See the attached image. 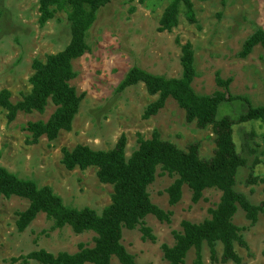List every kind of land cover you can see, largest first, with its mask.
<instances>
[{
	"label": "rangeland",
	"instance_id": "1",
	"mask_svg": "<svg viewBox=\"0 0 264 264\" xmlns=\"http://www.w3.org/2000/svg\"><path fill=\"white\" fill-rule=\"evenodd\" d=\"M191 1L197 22L189 23L181 7L179 25L164 33L158 28L169 5L167 0H113L100 8L86 35L89 50L73 62L77 77L71 85L84 98L72 131L62 132L53 142L42 138L32 145L27 124L47 122L56 107L50 102L42 115L19 113L13 123L8 122L6 111L0 107V166L22 180L52 188L69 208H90L101 215L111 204L113 186L100 182L96 168L68 171L62 163L63 149L71 151L84 145L96 151H110L124 135L126 157L130 158L138 148L139 136L148 140L158 131L163 140L182 150L198 142L201 157H212L215 150L212 128L201 130L196 123H188L185 111L175 101L169 99L158 115L145 120L146 108L158 97L151 96L141 83L118 91L134 68L168 79L180 78L181 47L190 43L198 74L193 89L198 95L222 91L216 82L219 76L232 80L233 96L249 99L255 108L264 107V48L257 46L248 57L239 56L247 38L257 30L264 31V0ZM40 17V0H0V92L8 90L14 104L31 92L33 62H45L71 41V23L66 12H56L44 25ZM246 110L247 105L237 100L223 105L219 116L238 119ZM234 139L238 152L247 160V165L239 169L236 189L253 205L264 204V184H248L251 175L264 178V123L234 126ZM175 179L159 169L155 182L148 188L152 203L172 213L169 224L154 216L145 219V226L152 230L156 241L143 239L140 226L123 231L122 244L138 264H167L161 246H173V232H182L183 221L204 222L210 218L209 210L220 202L221 192L210 189L194 204L185 186L180 203L171 206L166 190ZM28 206L26 200L17 197L0 200V264H40L23 263L21 259L17 263L11 261L39 250L57 255L76 253L80 244L94 247V233L76 235L70 227L52 230L53 223L44 214L19 232L17 214ZM234 224L242 229L248 245V249L237 246L242 264H264V214L252 225L240 209ZM217 250L221 256L220 244ZM203 257L204 264H212L207 245ZM194 259L195 251H191L185 264H194ZM113 264L120 263L113 259Z\"/></svg>",
	"mask_w": 264,
	"mask_h": 264
},
{
	"label": "trees",
	"instance_id": "2",
	"mask_svg": "<svg viewBox=\"0 0 264 264\" xmlns=\"http://www.w3.org/2000/svg\"><path fill=\"white\" fill-rule=\"evenodd\" d=\"M111 1L40 0L41 25L51 20L56 12H66L71 23L72 37L63 51L48 56L45 62H33L34 74L30 79L32 89L20 102L12 103L8 90L0 92V107L6 111L9 123H13L19 113L44 114L50 102L56 107L47 122L27 124L30 144H38L42 138L53 142L62 132L72 131L84 98L71 85L77 77L73 62L89 50L87 32L95 23L98 10ZM167 1L169 5L158 28L160 33L172 32L179 25L181 7H184V16L189 23L197 22L191 0ZM257 46L264 48L263 30H257L247 38L239 56L248 57ZM181 49L183 73L180 78L168 79L134 68L120 84L118 91L123 92L141 83L151 96L158 97L146 108L143 115L145 120L158 115L169 99L175 101L185 111L188 123H196L201 130L212 128L215 136L213 156L202 158L198 142L182 150L174 143L163 140L158 131H154L148 140L139 136L138 148L130 158L126 157L127 139L124 135L110 151H96L84 145H78L71 151L63 149L62 163L68 171L96 168L100 182L113 186L111 204L101 215L90 208H69L52 188L39 187L32 180H22L0 166V200L17 197L29 203L25 211L17 214L16 226L19 232H24L40 214H44L52 221V230L70 227L76 235L89 232L96 235L94 247L80 244L76 253L62 252L57 255L39 250L14 258L12 263L21 259L23 263L36 261L40 264H113V259H117L120 264H138L122 244L123 231H132L140 226L143 239L155 242L156 237L145 226V219L154 216L161 223H171L172 213L153 204L148 192L160 169L162 174L176 177L166 190L171 206L180 203L185 186L191 192L194 204L201 201L206 190L216 189L221 192L220 202L216 208L209 210V219L199 224L183 221L182 232H173L175 244L161 246L167 264H185L191 251H195L194 264H204L205 245L209 248L212 264H242L237 246L248 249V245L241 234L242 229L234 224V218L241 209L246 220L255 225L259 215L264 214V204L253 205L245 194L236 189L239 169L247 165V160L238 152L234 126L259 121L264 123V107L255 108L249 99L233 96L230 92L232 80H222L219 76L216 82L222 91L198 95L193 89L198 76L193 46L186 43ZM237 100L247 105L246 112L238 119L219 116L223 105ZM257 183L264 184V178L251 175L248 184ZM219 244L222 246L221 256L217 250Z\"/></svg>",
	"mask_w": 264,
	"mask_h": 264
}]
</instances>
